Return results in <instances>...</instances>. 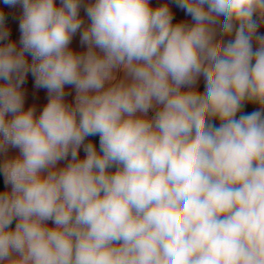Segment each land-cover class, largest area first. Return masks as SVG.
Instances as JSON below:
<instances>
[{
    "label": "clouds",
    "instance_id": "1",
    "mask_svg": "<svg viewBox=\"0 0 264 264\" xmlns=\"http://www.w3.org/2000/svg\"><path fill=\"white\" fill-rule=\"evenodd\" d=\"M3 3L0 264H264V0Z\"/></svg>",
    "mask_w": 264,
    "mask_h": 264
},
{
    "label": "crops",
    "instance_id": "2",
    "mask_svg": "<svg viewBox=\"0 0 264 264\" xmlns=\"http://www.w3.org/2000/svg\"><path fill=\"white\" fill-rule=\"evenodd\" d=\"M59 2H60V0H56L57 6H59ZM88 2H89V0H84L85 4H87ZM150 3H151V6L153 8L161 6L163 4H169V6L171 7V9L174 13V16L176 18L175 20H177V21L185 20L187 22H191V18L187 17L185 15V13L182 10L176 8L175 5H172L171 0H150ZM0 9L9 15V20L7 22H5V27L7 28V30L10 33L9 37L6 40L0 41V46H3L9 42H14L16 44L17 50H19L21 47V45H20L21 33H20V29H19V22H20V18L22 16V8L20 7V5H16V6L5 5L3 3V0H0ZM80 15L84 18L85 23H88V19H87V16H86L83 8L80 11ZM258 32L260 34H264V22L260 23V27L258 29ZM230 38H234V36L230 37ZM70 48L75 50L76 52H83L86 50V46H82L79 43V33H77V35L73 38V41H72V44L70 45ZM27 59L29 62H31L30 56H27ZM117 75L119 78V77L123 76V73L120 72ZM22 87H23V90L25 92V109H27L28 107H31V106H35L36 115H39V113L42 111L43 107L48 102V95H47L46 89L35 87L34 78L32 77V75L30 73L26 78V83ZM197 87L200 91H203L204 81H203L202 77L200 78ZM65 91H66V93H68V95H66V97H65V101L67 103H72L74 100V96H75V90L71 86H66ZM256 107H257L256 105L246 104L244 111L245 112H251V111L255 110ZM215 123L218 125L219 122L215 121ZM88 140H91L92 142H94L98 148V146H99V138L98 137H89ZM87 142L88 141L86 140V143ZM18 155H19L18 149L9 147L8 152L6 154V156L8 158H14ZM79 155L81 158L85 155L83 150L80 151ZM6 156H5V154H0V161L5 159ZM64 163L65 162H61L60 166H63ZM1 178H2V184H3V190H4V188L6 186L4 184V179H3L2 174H1ZM7 187H9V190H10V186H7ZM13 227H14V224H13Z\"/></svg>",
    "mask_w": 264,
    "mask_h": 264
},
{
    "label": "trees",
    "instance_id": "3",
    "mask_svg": "<svg viewBox=\"0 0 264 264\" xmlns=\"http://www.w3.org/2000/svg\"><path fill=\"white\" fill-rule=\"evenodd\" d=\"M1 10V9H0ZM3 11V10H2ZM4 12V11H3ZM4 15H5V22H7L8 20H9V15L8 14H6L5 12H4ZM175 22H177V20H174V23ZM0 190H3V184H2V178H1V174H0Z\"/></svg>",
    "mask_w": 264,
    "mask_h": 264
}]
</instances>
